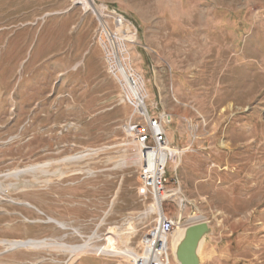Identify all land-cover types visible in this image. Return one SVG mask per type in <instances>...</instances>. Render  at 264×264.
<instances>
[{
    "label": "rangeland",
    "instance_id": "rangeland-1",
    "mask_svg": "<svg viewBox=\"0 0 264 264\" xmlns=\"http://www.w3.org/2000/svg\"><path fill=\"white\" fill-rule=\"evenodd\" d=\"M93 2L101 22L73 0H0V241L80 245L96 234L101 247L130 223L127 247L151 244L157 214L123 132L140 120L114 76L123 70L149 114L169 116L172 234L206 222L200 264H264V0ZM45 165L65 178L9 176ZM69 259L0 246V264H132Z\"/></svg>",
    "mask_w": 264,
    "mask_h": 264
},
{
    "label": "built area",
    "instance_id": "built-area-1",
    "mask_svg": "<svg viewBox=\"0 0 264 264\" xmlns=\"http://www.w3.org/2000/svg\"><path fill=\"white\" fill-rule=\"evenodd\" d=\"M131 76V81L133 83ZM133 108V117L138 116L140 120H129L123 126V132L129 143L133 145L139 159L138 180L144 191L149 193L153 203L159 201L162 216L157 215V228L153 233L151 244L145 246L148 250V258H138L133 264H171L169 256L168 239L173 233L174 221L163 211V204L170 200L171 196L160 197L167 184L166 169L171 154L166 127L169 124V116L161 114L153 117L146 107L144 112L133 99H128ZM167 245V246H166ZM163 246L166 247L163 252Z\"/></svg>",
    "mask_w": 264,
    "mask_h": 264
},
{
    "label": "bare ground",
    "instance_id": "bare-ground-1",
    "mask_svg": "<svg viewBox=\"0 0 264 264\" xmlns=\"http://www.w3.org/2000/svg\"><path fill=\"white\" fill-rule=\"evenodd\" d=\"M75 3L79 4L82 6L83 10L85 12L87 11H92L96 16L98 21L101 22V15L97 13L96 9L93 7V0H73ZM121 22V20H120ZM106 27L103 26V31L106 33ZM132 39V38H131ZM115 55V53H114ZM118 57V56H117ZM115 58V56H114ZM117 60H115L116 62ZM119 61V59H118ZM120 62V61H119ZM122 67V64H121ZM121 69V68H120ZM121 71V77L117 74H114L115 78L119 83H123L124 86L128 89L130 96L132 99L136 102V104L140 107L141 111L144 112L145 110V102H144V97L142 96L141 88L139 84L135 80H133V83L131 81V75L127 73V71ZM174 152V151H172ZM176 153V152H174ZM85 155H76L74 157L67 158L64 162H70V163H77L81 160L84 159ZM67 164V163H66ZM49 165L45 166H34L31 168H27L22 171H16L11 173L9 176L19 179L22 175L27 174V173H35L39 171L42 175L48 176L50 179L53 177H56L58 180H62L65 178V173L62 172L61 170H55V172L50 173L47 168ZM48 179L46 180L47 183H49L51 180ZM176 192L172 191H165L163 190L160 193V197L166 198L167 196L175 197ZM28 207H32L30 204H27ZM38 210V209H37ZM147 215L155 213L158 216H162V209L160 207L159 201L154 202L152 205L149 206L148 212H146ZM194 220H201V217H197ZM50 222L55 223L58 225L60 228L65 229L66 226L63 223H60L58 221H55L53 219H50ZM124 229V228H123ZM184 234V229H180L177 231L173 236L171 235L170 238L168 239V248L171 251V254L175 260V250L182 239ZM133 235V228L131 227L130 223L126 225V229L124 231H120L119 229L112 228L110 229L107 234L105 235L104 240L106 241L104 246L101 247H96L95 242L96 239L99 237L94 234L93 236L89 237L87 241H85L83 244L80 245H67L63 243H53L52 245L46 244L44 241L38 242V241H32V240H27V241H0V246L9 249V250H17V249H41V248H47V247H54L62 252L68 253L70 256V261L73 263L75 259L79 258L80 256L88 255L91 253H96L97 255L103 254L105 256H113V257H120L128 262H131L132 264L137 261L138 258H143L147 259L148 258V250L146 249L144 254H137L133 249L128 248L127 245L129 243L130 237ZM120 242V244L124 247V249H120L117 247V242ZM203 246V241L200 243L199 249H198V254H200L201 249ZM166 247L163 246V252L165 251Z\"/></svg>",
    "mask_w": 264,
    "mask_h": 264
},
{
    "label": "water",
    "instance_id": "water-1",
    "mask_svg": "<svg viewBox=\"0 0 264 264\" xmlns=\"http://www.w3.org/2000/svg\"><path fill=\"white\" fill-rule=\"evenodd\" d=\"M210 233L206 222H196L184 228V234L175 250L177 264H200L198 249Z\"/></svg>",
    "mask_w": 264,
    "mask_h": 264
},
{
    "label": "crops",
    "instance_id": "crops-1",
    "mask_svg": "<svg viewBox=\"0 0 264 264\" xmlns=\"http://www.w3.org/2000/svg\"><path fill=\"white\" fill-rule=\"evenodd\" d=\"M168 142H169V140H168ZM170 143V142H169Z\"/></svg>",
    "mask_w": 264,
    "mask_h": 264
}]
</instances>
